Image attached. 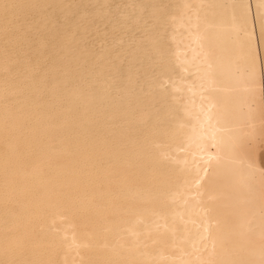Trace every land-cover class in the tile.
Listing matches in <instances>:
<instances>
[{"label": "bare ground", "instance_id": "6f19581e", "mask_svg": "<svg viewBox=\"0 0 264 264\" xmlns=\"http://www.w3.org/2000/svg\"><path fill=\"white\" fill-rule=\"evenodd\" d=\"M262 145L264 0H0V264H264Z\"/></svg>", "mask_w": 264, "mask_h": 264}, {"label": "snow or ice", "instance_id": "6c2138e0", "mask_svg": "<svg viewBox=\"0 0 264 264\" xmlns=\"http://www.w3.org/2000/svg\"><path fill=\"white\" fill-rule=\"evenodd\" d=\"M8 6L5 5V8H7ZM237 163H241V164H246V166L250 169H256V164L257 161L255 159H249L247 161H237ZM260 164H264V145L261 146V155H260V160H259ZM259 171H261V175H264V169H257Z\"/></svg>", "mask_w": 264, "mask_h": 264}]
</instances>
